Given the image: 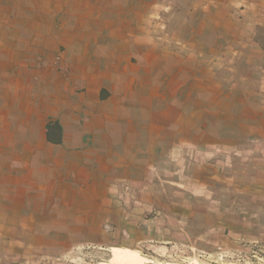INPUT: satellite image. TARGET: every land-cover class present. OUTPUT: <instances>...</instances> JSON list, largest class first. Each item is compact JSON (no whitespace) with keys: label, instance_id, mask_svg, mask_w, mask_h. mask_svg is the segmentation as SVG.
Returning a JSON list of instances; mask_svg holds the SVG:
<instances>
[{"label":"crops","instance_id":"crops-1","mask_svg":"<svg viewBox=\"0 0 264 264\" xmlns=\"http://www.w3.org/2000/svg\"><path fill=\"white\" fill-rule=\"evenodd\" d=\"M225 191L264 201V0H0V264L262 239Z\"/></svg>","mask_w":264,"mask_h":264},{"label":"rangeland","instance_id":"rangeland-1","mask_svg":"<svg viewBox=\"0 0 264 264\" xmlns=\"http://www.w3.org/2000/svg\"><path fill=\"white\" fill-rule=\"evenodd\" d=\"M191 160H194V158H191ZM243 160L244 159H241V161ZM223 195L224 196L222 198V204L225 206L227 211H229L230 216L240 215L246 218L256 217L257 221L253 222L254 225L252 230L255 231L256 234L263 233L264 230L262 226L264 225V210H259V207H264L263 199H258L245 193H237L233 191H225ZM239 243L243 246L239 250L223 249L220 247L215 248L211 252H207V250L205 249L202 250L213 256L217 254H223L224 256L221 259H218V264H264V237L253 242H246L243 240ZM185 244H188L189 246H192L196 249L199 248L192 243ZM125 247L140 250L142 254H144L148 258L154 261H158V264H166V262H169L168 259L156 255V253L163 254L165 252V247L146 249L141 247L140 245L117 243L112 245L111 247H107V249L80 246L79 248L72 249L66 253L49 254L43 256L35 255L27 262L25 261L22 264H113L114 261L121 258V250ZM151 249L155 250V252ZM186 251V254L191 253L188 250ZM192 261L190 262V264H192ZM199 262L201 263V261ZM202 262L208 263V261L204 259H202Z\"/></svg>","mask_w":264,"mask_h":264},{"label":"built area","instance_id":"built-area-1","mask_svg":"<svg viewBox=\"0 0 264 264\" xmlns=\"http://www.w3.org/2000/svg\"><path fill=\"white\" fill-rule=\"evenodd\" d=\"M130 186L124 185L123 189L126 192V195H130ZM186 250L191 252L190 254H186ZM159 257H164L168 259L169 262L167 263H179V264H190V262L193 259H197L198 261H201L202 264H218V259H221L224 255L223 254H217L215 256L207 253L204 250L196 249L192 246H189L185 243H178V244H169L165 248V252L163 254L156 253ZM202 259L208 261V263L202 262Z\"/></svg>","mask_w":264,"mask_h":264},{"label":"bare ground","instance_id":"bare-ground-1","mask_svg":"<svg viewBox=\"0 0 264 264\" xmlns=\"http://www.w3.org/2000/svg\"><path fill=\"white\" fill-rule=\"evenodd\" d=\"M157 262L142 254L140 250L127 247L121 250V258L114 261L113 264H158ZM192 264L201 263L197 259H193Z\"/></svg>","mask_w":264,"mask_h":264}]
</instances>
